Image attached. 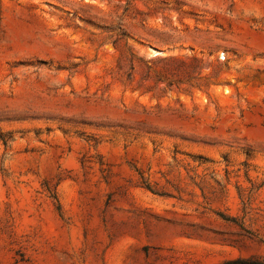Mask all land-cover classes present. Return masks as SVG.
Segmentation results:
<instances>
[{
	"label": "rangeland",
	"instance_id": "obj_1",
	"mask_svg": "<svg viewBox=\"0 0 264 264\" xmlns=\"http://www.w3.org/2000/svg\"><path fill=\"white\" fill-rule=\"evenodd\" d=\"M264 264V0H0V264Z\"/></svg>",
	"mask_w": 264,
	"mask_h": 264
},
{
	"label": "trees",
	"instance_id": "obj_2",
	"mask_svg": "<svg viewBox=\"0 0 264 264\" xmlns=\"http://www.w3.org/2000/svg\"><path fill=\"white\" fill-rule=\"evenodd\" d=\"M227 264H253V263L245 260H239L235 262H228Z\"/></svg>",
	"mask_w": 264,
	"mask_h": 264
}]
</instances>
